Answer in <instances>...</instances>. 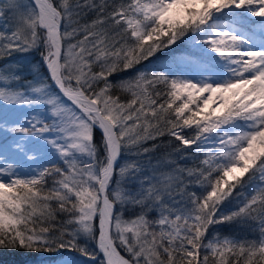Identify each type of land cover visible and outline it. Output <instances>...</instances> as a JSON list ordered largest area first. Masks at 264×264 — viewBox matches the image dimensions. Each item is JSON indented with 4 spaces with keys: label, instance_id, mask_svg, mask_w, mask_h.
I'll use <instances>...</instances> for the list:
<instances>
[{
    "label": "snow or ice",
    "instance_id": "obj_1",
    "mask_svg": "<svg viewBox=\"0 0 264 264\" xmlns=\"http://www.w3.org/2000/svg\"><path fill=\"white\" fill-rule=\"evenodd\" d=\"M0 61V249L264 264V0H0Z\"/></svg>",
    "mask_w": 264,
    "mask_h": 264
},
{
    "label": "trees",
    "instance_id": "obj_2",
    "mask_svg": "<svg viewBox=\"0 0 264 264\" xmlns=\"http://www.w3.org/2000/svg\"><path fill=\"white\" fill-rule=\"evenodd\" d=\"M253 23L256 21L253 18H250ZM177 49H182L184 47V44L175 46ZM168 50H164L163 52L159 53V57H163L167 55ZM34 55V54H33ZM16 58H19L17 56ZM4 63V61H0V64ZM144 65H140L139 67H143ZM42 71H45L43 67L41 68ZM133 75L132 71H125L118 74H114L110 76V80L116 81L118 79H121L126 76ZM25 78L29 79L30 76L27 75V69L25 68ZM161 91H163V87L160 88ZM113 95H116L115 92H113ZM120 98L122 100H127L129 97L127 95L121 94ZM186 135H190L187 131L185 132ZM101 133L97 129L95 130V140L99 142ZM169 140V137L165 135L164 137H161L158 139L157 143L160 141L167 142ZM172 147H175L179 142L175 141V138H172ZM152 141H149L145 144V147H150ZM166 151H171L169 148L160 147L153 153H151V156L153 160L160 157L163 153ZM180 163H191L190 161H180ZM189 191H192L191 188ZM249 195H251V189L248 190ZM233 207L232 203L226 204V209H231ZM130 215V213H129ZM155 215V213H153ZM218 230L221 235H227V236H234L237 239L248 237V238H258V233L253 232L251 230V227L248 224H240V223H232V224H224L220 225ZM211 235V233H209ZM81 243H83V240H81ZM89 247H93L92 244H89ZM123 254V253H122ZM203 255V253H202ZM65 257H70L73 261H79L82 262V264H90V262L83 257L78 251H69L67 249H61L58 252H52V253H44V252H32V251H24V250H10L7 248L0 249V264H57L58 261L64 259Z\"/></svg>",
    "mask_w": 264,
    "mask_h": 264
},
{
    "label": "rangeland",
    "instance_id": "obj_3",
    "mask_svg": "<svg viewBox=\"0 0 264 264\" xmlns=\"http://www.w3.org/2000/svg\"><path fill=\"white\" fill-rule=\"evenodd\" d=\"M178 44H179V45H182L183 43L178 42ZM36 59H38V57H36ZM191 190H194V189L191 188Z\"/></svg>",
    "mask_w": 264,
    "mask_h": 264
}]
</instances>
